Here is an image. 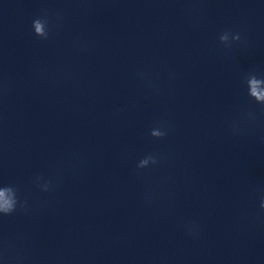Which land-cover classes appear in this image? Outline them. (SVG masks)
Segmentation results:
<instances>
[{
	"label": "clouds",
	"instance_id": "9594fccd",
	"mask_svg": "<svg viewBox=\"0 0 264 264\" xmlns=\"http://www.w3.org/2000/svg\"><path fill=\"white\" fill-rule=\"evenodd\" d=\"M55 25L51 22L48 10H42L41 15L32 21V28L35 36L42 40H47ZM219 41L225 48H231L234 43L241 41L239 33L233 34L230 30H226L219 35ZM244 82L247 88V95L261 106L264 110V77H258L254 72L248 73L244 77ZM248 116L250 119L254 118V113L249 112ZM150 136L156 139H161L167 135V122L158 121L155 126L150 130ZM159 159L157 155L149 153L145 155L139 162L137 167L144 169L149 165L158 164ZM42 178H35V182L47 191L50 182L40 184ZM26 205V201L20 198V189L14 184L0 185V215H11L17 208L23 209ZM261 209H264V197L261 198L260 203Z\"/></svg>",
	"mask_w": 264,
	"mask_h": 264
}]
</instances>
